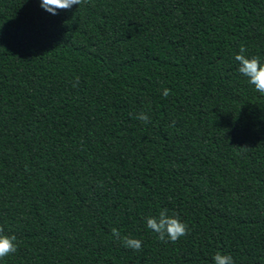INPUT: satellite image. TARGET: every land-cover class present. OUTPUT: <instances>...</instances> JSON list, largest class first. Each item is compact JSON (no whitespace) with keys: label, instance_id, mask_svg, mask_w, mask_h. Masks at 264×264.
Instances as JSON below:
<instances>
[{"label":"trees","instance_id":"trees-1","mask_svg":"<svg viewBox=\"0 0 264 264\" xmlns=\"http://www.w3.org/2000/svg\"><path fill=\"white\" fill-rule=\"evenodd\" d=\"M40 4L0 0V264H264V0Z\"/></svg>","mask_w":264,"mask_h":264},{"label":"clouds","instance_id":"clouds-1","mask_svg":"<svg viewBox=\"0 0 264 264\" xmlns=\"http://www.w3.org/2000/svg\"><path fill=\"white\" fill-rule=\"evenodd\" d=\"M84 0H41L40 6L52 15L57 14V10H69L73 5H81ZM246 49L241 46L239 54H236L234 59L238 62L239 73L247 78V81L254 89L264 94V62L258 56L247 57L245 55ZM75 86V85H74ZM168 89L163 91V95H169ZM137 119L143 123L150 122L149 117L145 113H140ZM146 227L156 233L161 241L167 238L168 241L175 243L181 237L187 235V226L182 223L176 216H169L167 210H161L158 217H146ZM112 236L120 240L122 245L134 251H140L142 248V241L132 238L130 236H121L118 229L111 230ZM16 236L6 235L3 233V228L0 227V259L13 254L17 251V244L15 243ZM214 264H234L230 255L216 253L213 256Z\"/></svg>","mask_w":264,"mask_h":264}]
</instances>
